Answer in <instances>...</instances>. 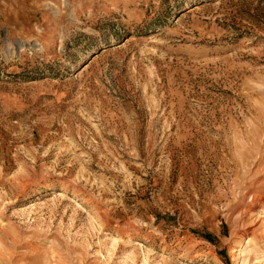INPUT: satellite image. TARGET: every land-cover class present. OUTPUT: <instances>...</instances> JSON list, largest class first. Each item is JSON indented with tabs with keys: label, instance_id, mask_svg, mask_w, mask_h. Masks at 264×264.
I'll return each instance as SVG.
<instances>
[{
	"label": "rangeland",
	"instance_id": "rangeland-1",
	"mask_svg": "<svg viewBox=\"0 0 264 264\" xmlns=\"http://www.w3.org/2000/svg\"><path fill=\"white\" fill-rule=\"evenodd\" d=\"M0 264H264V0H0Z\"/></svg>",
	"mask_w": 264,
	"mask_h": 264
}]
</instances>
